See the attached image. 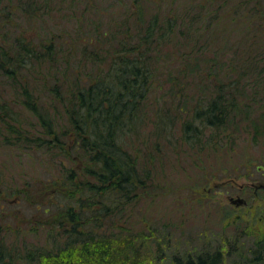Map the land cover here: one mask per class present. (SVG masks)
I'll return each mask as SVG.
<instances>
[{"label": "trees", "instance_id": "obj_1", "mask_svg": "<svg viewBox=\"0 0 264 264\" xmlns=\"http://www.w3.org/2000/svg\"><path fill=\"white\" fill-rule=\"evenodd\" d=\"M85 1L81 14H89L92 26L77 36V45L73 38L77 32L68 25L84 0H0V143L5 161L14 165L20 152L39 151L49 156L48 165L54 167L51 177L33 184L26 179L17 183L16 172L15 180L0 172V198L4 197L0 199V264H147L143 252L149 258L153 255L151 264H157L164 247L153 253L149 249L159 235L150 222L136 230L120 222V232L101 228L108 220L115 225L119 214L138 206L158 185L150 166L156 155L148 149H161V137L167 144L173 142L168 137L173 117L163 108L157 110L151 148L141 155L135 143L140 142V127L147 118L153 63L172 61L170 53L161 54L159 48L161 43L178 41L177 31L188 40L175 42L186 46L178 49L177 57L186 59L188 68L173 70L187 88L209 81L203 84V99H196L193 120L183 125L184 141L217 157L225 143H236L235 128L248 119L246 130L254 125L253 140L259 142L261 122L264 125V0H190L189 5L186 0H116L117 7H125L123 17L107 24L103 20L109 16L94 8L91 0ZM150 2L171 5L179 14L172 18L161 10L152 15ZM67 7L76 9L64 14ZM44 16L56 20L46 26L54 25L47 31L40 29L46 23ZM178 21L184 29L177 28ZM192 32L204 43L193 39ZM97 39L103 43L94 45ZM71 40L77 46L74 51ZM210 44L213 54L202 58ZM236 47L244 50L239 53ZM106 60L105 71L101 68L95 79H86L92 77L83 71L86 62L103 67ZM201 60L206 73L199 75ZM25 116H35L39 125ZM208 129L212 133L204 139ZM9 198L35 201L40 208L46 205L43 212L48 217L29 231L45 225L51 241L47 247L10 239L1 203ZM60 198L62 202L56 203ZM254 214L244 230L252 238L247 249L221 245L196 254H174L171 263L264 264V210ZM226 215L232 218L229 222H236L237 240L242 242L241 215ZM166 238L160 241L165 243Z\"/></svg>", "mask_w": 264, "mask_h": 264}, {"label": "rangeland", "instance_id": "obj_2", "mask_svg": "<svg viewBox=\"0 0 264 264\" xmlns=\"http://www.w3.org/2000/svg\"><path fill=\"white\" fill-rule=\"evenodd\" d=\"M186 1L189 5L190 0ZM85 2V0L83 4L79 2V7H76L75 20L68 25L77 32L73 35L77 45H79L77 36L83 35L84 30H89L92 26V21L88 18L89 14L86 16L81 14ZM91 2L94 8H98L103 15L109 16L103 20L105 24L110 23L112 19L116 23L117 20L119 21L123 17L122 10L125 7H117L116 0H91ZM150 3L153 5L152 15L161 14V10L165 13H170L169 16L172 18H176L179 14V11L171 5L162 4V6H157L154 2ZM181 6L183 7L184 5ZM76 8L67 7L68 10L64 14L71 13ZM115 13L118 14L116 15ZM22 17L21 15L18 16L20 19ZM43 18L46 23L41 24L40 29L42 31H47L54 27V25L46 26L56 22V20L51 21L46 16ZM202 18H205V13H203ZM204 25V23L200 24L198 30H201V26ZM181 27L184 29V26L178 21L177 28L180 29ZM100 28L103 30L105 27L101 25ZM53 30L55 31V29ZM113 32L115 30L110 31V34ZM192 33L193 39L196 38L198 42L204 43L202 36L198 37L196 36L197 33ZM178 34L179 31H177L175 38L178 41L175 42H188V40L183 39ZM119 38H121L120 35ZM113 39L110 40L113 41ZM78 41H80V45L84 43L82 39ZM99 41L100 39H97L94 45L103 43ZM175 42L161 43L159 48L161 54L170 53L171 62L153 61V85L149 90V100L145 107L147 118L140 127V142L135 143V146L139 147L138 151L139 149L142 150L141 155H143V150L146 147L151 148L152 142L156 139L154 131L155 113L157 110L163 108L168 117H173L170 124V135L168 136L173 142L167 144V141L161 137V147H159L161 149H148L151 151L149 153L156 155V159L150 162V166L158 185L154 186L152 193L150 192L147 196L145 195V198L140 200L138 206L133 209L129 207L125 213L119 214L115 218L118 221L115 225L108 220V222H103L101 228V231L113 230L112 232H120L121 228L118 227L120 222L126 227L133 226L135 230L145 224L148 225V222H150L152 224L150 227L156 229L159 235L152 243L148 240V244L151 243L149 249L153 253L157 251L158 246L160 248L164 247V251L160 253L157 259V264H172L171 256L174 254L182 256L188 253L196 254L205 249H216L221 245L234 246V249L239 248V250H241V246H244L247 249L252 238L248 237L244 230L248 223H252L250 221L254 219L255 211L259 208L264 210V125L261 122L258 134L259 142H256L253 140L255 135L254 125L251 126L249 124V131H247L248 119H243L239 128H235L237 130L234 134L237 138L236 143H225L223 148L218 149L217 157L212 152H210L212 154L199 152L197 148L191 147L188 142L184 141L183 125L185 121L193 120L192 114L194 113L195 103L205 96L206 92L203 89V84L209 81L205 79L201 86L194 82V84L188 86L189 88L183 85L182 77L173 69L177 67L188 68L187 64L184 63L186 59L177 57L179 54L178 49L181 50V48H186V46ZM211 44L207 50L202 51V58H207L213 54L214 49H212L213 45ZM69 45L73 51L77 47L72 40ZM104 45L109 46L108 43ZM235 49L239 53L244 50L241 47H236ZM103 52L104 50L102 49L101 53ZM75 66L76 63H74ZM108 67L109 62L107 60L103 67L96 62H86L83 65V71L86 75H92V77H86V79H95L97 72L101 68L103 72ZM213 71L212 76L214 79L216 70ZM197 72L199 75L203 72L206 73L204 61L201 60L200 68ZM177 89L181 91L178 92ZM185 92L186 97L183 96ZM26 118L31 123L38 125L40 123L35 116H27ZM161 124L158 125V130L163 129L164 126ZM211 133L212 131L208 129L202 136L206 139L210 137ZM145 139L147 140L146 145L142 143V140ZM134 140L135 138L132 139V142ZM141 143L142 145H140ZM1 146L2 144L0 143V172H4L6 179L15 180L16 175L13 173L16 172L18 174L17 183L26 179L31 182L30 184H33L35 182L40 183L42 182L41 180L46 181L52 176V168L54 167L48 165L49 156L45 152L31 151L28 154L20 152V156H16V163L13 165V163L5 161L6 151ZM237 197L246 199L247 203L236 205L230 201L231 198ZM2 198L4 197L1 196L0 199ZM58 200L59 203L62 202L60 198L56 199V203ZM1 203L3 204L2 211H4L6 219L9 220L10 239L12 238L21 243L25 239L31 246L41 245L47 247L51 243L49 241V229L45 225L41 224L42 226H40L38 231H29L31 228L37 227L41 219L44 218L45 220L48 217L47 213L43 212V207L46 205H42V208H40V206L37 207L38 204L35 201H28L25 198L20 201L18 199L12 201L9 198ZM50 205L52 207L53 205L55 206V202ZM226 213H231L232 216L241 215L242 221L239 225L242 233L241 237L243 238L242 242L237 240L236 222H229L232 218L228 217ZM125 217H128V220L121 221L120 218ZM51 229L54 230L53 227ZM21 232L26 233L22 235ZM59 233L61 236V232ZM165 236L167 238L164 243L160 239ZM234 257L232 260H234ZM143 260L146 263H152L153 255H150L149 258L143 252Z\"/></svg>", "mask_w": 264, "mask_h": 264}, {"label": "water", "instance_id": "obj_3", "mask_svg": "<svg viewBox=\"0 0 264 264\" xmlns=\"http://www.w3.org/2000/svg\"><path fill=\"white\" fill-rule=\"evenodd\" d=\"M232 203L236 204V205H240V204H245L247 203V200L242 198V197H237V198H231L230 200Z\"/></svg>", "mask_w": 264, "mask_h": 264}, {"label": "bare ground", "instance_id": "obj_4", "mask_svg": "<svg viewBox=\"0 0 264 264\" xmlns=\"http://www.w3.org/2000/svg\"><path fill=\"white\" fill-rule=\"evenodd\" d=\"M147 264H151V263H147Z\"/></svg>", "mask_w": 264, "mask_h": 264}]
</instances>
